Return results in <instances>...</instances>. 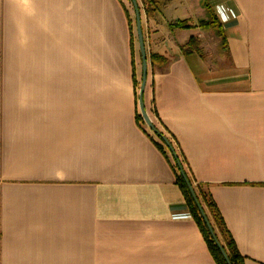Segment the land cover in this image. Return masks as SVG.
I'll return each mask as SVG.
<instances>
[{"label":"crops","instance_id":"0c3cea01","mask_svg":"<svg viewBox=\"0 0 264 264\" xmlns=\"http://www.w3.org/2000/svg\"><path fill=\"white\" fill-rule=\"evenodd\" d=\"M138 1L148 115L264 264V0ZM131 18L128 0H0V264H217L138 122Z\"/></svg>","mask_w":264,"mask_h":264},{"label":"trees","instance_id":"16d2710c","mask_svg":"<svg viewBox=\"0 0 264 264\" xmlns=\"http://www.w3.org/2000/svg\"><path fill=\"white\" fill-rule=\"evenodd\" d=\"M145 4V11L148 15H152L155 5V0H142ZM177 25L180 27H189L186 21H178ZM202 27H216L218 32L223 35L221 25L212 18L211 21L201 22ZM130 29H132V24L130 20ZM132 35V51H133V32ZM193 41V38L191 39ZM152 63L155 65L156 60L168 61L163 55L153 53L151 54ZM135 62H133V78L135 90L138 88V81L136 79ZM138 95L136 90V103H137V119L138 122H145L142 116L139 105H138ZM162 128L154 125V134L158 137L155 140V144L164 153L171 163L175 175L176 183L180 186L189 209L196 220L198 226L200 227L206 242L208 244L209 250L212 253L217 264H244L245 257L239 251L236 242L228 230L225 220L220 212L218 205L216 204L211 192L205 186L203 182H199L191 172L188 160L180 146L178 138L173 132H171L167 126L161 122ZM168 152L170 155H168ZM208 217L214 234L219 242H217L214 234L209 228V225L203 214ZM220 243V244H219Z\"/></svg>","mask_w":264,"mask_h":264},{"label":"water","instance_id":"95a60500","mask_svg":"<svg viewBox=\"0 0 264 264\" xmlns=\"http://www.w3.org/2000/svg\"><path fill=\"white\" fill-rule=\"evenodd\" d=\"M136 8H137V33H138V38H139L140 47H141V51H142L143 63H144V71H143L142 83H141L140 90H139V107H140L141 114L144 117V119L147 122V124L153 130H155L154 129V125H153V123H152V121H151V119H150V117L148 115V112L146 110L145 103H144V88H145L146 78H147L146 50H145V42H144V36H143V30H142L141 17H140V12L138 10L137 5H136ZM203 214H204L205 219H206V221H207V223L209 225L210 230L214 234L212 225H211L208 217L204 213V211H203ZM214 237L216 238L215 234H214ZM216 240H217V242H219L217 238H216Z\"/></svg>","mask_w":264,"mask_h":264},{"label":"rangeland","instance_id":"374dc122","mask_svg":"<svg viewBox=\"0 0 264 264\" xmlns=\"http://www.w3.org/2000/svg\"><path fill=\"white\" fill-rule=\"evenodd\" d=\"M133 0H128L129 2V6L131 8V11H132V18H131V22H132V29H133V34H134V40L137 41L138 40V33H137V12H136V9L134 8V5H133ZM137 1V4H138V7L140 8V5H139V1ZM142 23V22H141ZM139 89H140V81H138V93H139ZM146 126V124L144 125Z\"/></svg>","mask_w":264,"mask_h":264},{"label":"clouds","instance_id":"9594fccd","mask_svg":"<svg viewBox=\"0 0 264 264\" xmlns=\"http://www.w3.org/2000/svg\"><path fill=\"white\" fill-rule=\"evenodd\" d=\"M217 14L221 22L226 23L228 21V11L225 9L224 5H217Z\"/></svg>","mask_w":264,"mask_h":264}]
</instances>
